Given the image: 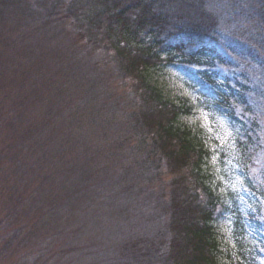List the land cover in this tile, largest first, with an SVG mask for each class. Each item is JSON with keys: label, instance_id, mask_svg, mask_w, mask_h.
Instances as JSON below:
<instances>
[{"label": "rangeland", "instance_id": "374dc122", "mask_svg": "<svg viewBox=\"0 0 264 264\" xmlns=\"http://www.w3.org/2000/svg\"><path fill=\"white\" fill-rule=\"evenodd\" d=\"M198 1L188 0L197 10V15H201V20L208 17L206 19L213 22L215 29L246 44L251 53L228 54L229 65L218 66L213 71L220 77V81L215 82L217 85L208 87L176 67L156 71L153 79L169 99L187 98L191 101L195 111L183 122L188 125L200 123L208 126L210 131L213 129L215 147L229 152L235 139V124L228 116L233 111L241 116L246 107L236 104L242 100L240 96H244L245 104L250 108L256 102L255 109L264 117V22L253 12L248 0ZM209 1L211 8L206 7ZM207 9L212 11L209 13ZM224 10L228 12L223 13ZM197 15L190 17L197 19ZM8 28V18L0 16V264H141V253L153 250L158 243H163L166 248L173 242L176 232L171 214L178 212L180 201L188 195L187 181L180 171L182 168L170 167V161L157 151L160 142L152 137L154 135H147L149 142L146 145H137L132 139L139 136L138 131H141V136L142 131L147 134L154 131L153 112L133 110L134 115H129L130 121L127 120L122 113L132 106L126 105L127 91L121 80H117V75L106 82L108 85L104 90L111 95V100L105 107L102 101L104 121L100 119L99 126L91 121L87 124L93 115L75 113L76 105L73 108L65 102L53 105L55 95L46 82L51 75L63 70L59 69L61 65L41 63L39 53L30 56L32 42L36 38L27 40L22 34L10 35ZM217 38L222 36L217 35ZM45 39L52 43L51 35ZM62 41L66 39L57 38L53 42L60 44ZM27 50L29 54H26ZM93 52L97 53L98 60L107 62L101 64L102 69L98 73L94 69L92 74L111 75L108 71L117 60L106 59L114 57V51L106 53L100 49ZM239 52L242 54L244 50ZM92 55L87 56L83 50L75 49L60 50L53 57L70 59L72 56L74 66H69V70L89 74L90 67H99L96 65L99 61L88 64L90 58L97 60ZM116 65L119 66L118 63ZM22 70H27L28 75ZM27 76L28 86L18 88L16 83L21 86ZM222 77L231 79L230 85L223 82ZM5 80L9 82L6 89L2 87L6 85ZM129 84L132 85L130 80L126 82L127 89ZM228 86L234 87L230 90L234 100L225 103L222 94ZM242 88L251 92L243 95L239 91ZM257 91L259 95H255ZM37 94L48 95L49 98H37ZM131 95L134 99L137 97L134 90ZM27 101L30 107H27ZM74 103L80 111L85 109V103L90 108L92 106L90 100H83L82 91L76 92ZM21 111H24V117L15 120ZM11 122H19V129L8 130ZM122 122L124 126L121 129ZM139 122L141 128L136 130ZM260 122L264 137V118ZM24 129L30 130V134H22ZM16 140L30 146L28 155L34 159L39 152L62 153L60 157L57 155L60 163L57 174L47 175L52 181L47 182L49 177L43 175L40 167L35 168L33 159H29L26 153L11 146ZM262 142L264 144V140ZM50 160H54L53 156ZM137 160H145V163ZM157 165L160 171L154 169ZM46 167L48 173H54L53 166ZM238 181L237 178V195L248 196L245 193L249 192L240 191ZM224 185V193L234 197L227 191L228 184ZM37 195H42L44 203L53 207L50 210H22L29 209L31 205L19 202L25 196ZM19 196L21 199L17 200ZM250 199L254 204L259 200L264 207V188L260 194L249 195L246 200L251 202ZM239 202L242 211L249 213L246 201L241 199ZM7 216L9 219L4 222ZM262 218L264 221V211ZM221 225L222 231H226V225Z\"/></svg>", "mask_w": 264, "mask_h": 264}, {"label": "trees", "instance_id": "16d2710c", "mask_svg": "<svg viewBox=\"0 0 264 264\" xmlns=\"http://www.w3.org/2000/svg\"><path fill=\"white\" fill-rule=\"evenodd\" d=\"M248 1L252 5L253 12L264 22V0ZM206 7L211 8L210 1L207 2ZM196 11L188 0L182 2L181 0H0V16L8 18L9 34H22L27 40L36 38L32 42L30 56L39 53L41 63H49V66L58 63V66L61 65L59 69L63 70L51 75L46 82L55 95L53 105L63 102L71 108L76 105L73 110L75 113L93 115L94 118L88 119L87 124L91 121L99 126L100 119H103L104 107L111 100V95H107L104 90L108 85L106 82L117 75V80H121L127 91L126 105L132 106L125 108L122 113L127 120L130 121L129 115H134L133 110L141 113L148 109L153 112L152 118L156 123L154 131L149 134L142 131V136L141 131H138L139 136H134L132 139L138 143L137 145H143L149 142L147 135H154L152 137L160 142V149L157 151L170 161L172 164L170 167L182 168L180 171L187 181L188 195L180 201L178 212L174 211L175 213L171 214L176 232L173 242L168 243L166 248L163 243H158L153 250L141 253L140 263L264 264V238H261L264 234V225L261 223L264 207L259 200L258 204H254L251 199V202L246 200L249 195L260 194L264 188L262 142L264 137L260 122L264 117L255 109L257 103L255 102L250 108L241 95L242 100L236 101V104L241 103L240 106H246L244 113L240 116L234 111L230 114L228 112L229 119L235 124V127L233 126V139H235L232 149L228 152L215 147L213 129L210 131L208 126L200 123L195 125L192 122L188 125L183 122L184 118L192 117L195 111V105L191 101L187 98L169 99L153 79L156 71L176 67L182 68L198 81L206 83V86L217 85L215 82H219L220 77L213 71L218 66L229 65L228 54L243 55L246 51L251 53V48L246 44L238 42L224 31L221 33V30L215 29L213 22L206 19L208 17L201 20V15L198 16ZM207 11L210 13L212 10L207 9ZM224 12L228 11L224 10ZM190 15L198 17L191 19ZM249 16L251 18V15ZM48 35L53 38L52 43L46 42L45 37ZM217 35H221L222 38H217ZM57 38H64L66 41L60 44L53 42ZM75 49L83 50L87 56L93 54L92 57L95 56L96 59L97 53L93 50L102 49L106 53L114 51L115 56L106 59L117 60L113 68L108 71L111 75L92 74L94 69L97 73L102 69L101 64L107 62L105 59H88L87 62L91 65L99 61V64H96L99 66L98 69L89 66V74H78L69 70V66H74L72 56L70 59L53 57L60 50L67 52ZM239 50H244V53L241 54ZM26 54H29L28 50ZM27 59L31 61L28 56ZM117 63L119 66L116 65ZM22 72L28 75L27 70ZM126 79L132 82V85L129 84V90ZM222 80L228 84L231 82L227 77H222ZM29 82L27 76L21 82V86L17 83L16 86L24 88ZM8 83L6 81V85L2 87L6 89ZM55 85L57 89H54ZM226 89L227 91L222 94L225 103L227 100H234L230 92L234 87L228 86ZM75 90L77 93L82 91L83 100H90L91 108L85 103V109L80 111L78 102L73 104ZM133 90L137 94L135 99L131 95ZM239 91L243 95L251 92L245 88ZM257 93L258 91L255 95H259ZM38 96L49 98L48 95L37 94L36 97ZM26 105L30 107V102L27 101ZM134 105L136 107H133ZM101 107L102 109H99ZM226 111L229 110L226 108ZM22 117L24 111L19 112L15 120ZM121 125L119 128L122 129L124 122ZM18 126H20L19 122H11L7 128L15 130L19 129ZM135 128L140 130V122ZM30 132L25 129L21 131L24 135H29ZM11 146L26 153L29 159H33L32 164L35 168L40 167L44 176L57 174L60 167L57 155L60 157L62 153L54 155L49 152L44 154L39 152L34 159L28 155L29 145H23L21 141L16 140ZM91 151L92 149L89 152ZM154 152L156 153L155 149ZM52 156L54 160H50ZM137 161L145 163V160ZM139 162H135L136 165ZM47 165L54 167V173L47 172ZM158 166H154L156 171L161 169ZM237 178L240 181H238L240 191L249 192L245 193L248 196H243L241 193L237 195L236 189L239 190ZM49 181H52L51 177L48 178L47 182ZM226 183L229 188L227 191L234 196L232 198L227 192L224 193ZM51 196L54 197L53 194ZM20 199L21 196L17 198ZM241 199L246 201L245 206L249 213L242 211L239 202ZM22 202L31 205L29 209L22 210H50L53 207L44 203L42 195L29 198L25 196L19 204ZM256 206L258 208H255ZM252 210L256 212L253 213ZM8 219L9 216L4 222ZM221 223L226 225V231H222ZM167 249L169 250L166 251Z\"/></svg>", "mask_w": 264, "mask_h": 264}]
</instances>
